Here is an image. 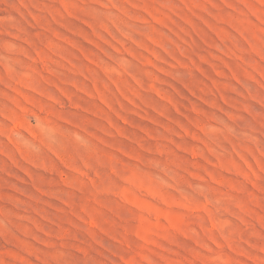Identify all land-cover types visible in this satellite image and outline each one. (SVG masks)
I'll return each mask as SVG.
<instances>
[{
    "label": "rangeland",
    "instance_id": "obj_1",
    "mask_svg": "<svg viewBox=\"0 0 264 264\" xmlns=\"http://www.w3.org/2000/svg\"><path fill=\"white\" fill-rule=\"evenodd\" d=\"M0 264H264V0H0Z\"/></svg>",
    "mask_w": 264,
    "mask_h": 264
}]
</instances>
